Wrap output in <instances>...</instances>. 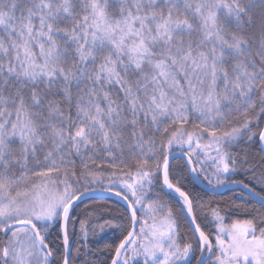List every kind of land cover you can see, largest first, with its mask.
<instances>
[{
    "label": "snow or ice",
    "instance_id": "snow-or-ice-1",
    "mask_svg": "<svg viewBox=\"0 0 264 264\" xmlns=\"http://www.w3.org/2000/svg\"><path fill=\"white\" fill-rule=\"evenodd\" d=\"M0 264H264V0H0Z\"/></svg>",
    "mask_w": 264,
    "mask_h": 264
},
{
    "label": "trees",
    "instance_id": "trees-1",
    "mask_svg": "<svg viewBox=\"0 0 264 264\" xmlns=\"http://www.w3.org/2000/svg\"><path fill=\"white\" fill-rule=\"evenodd\" d=\"M236 219H244V217L243 216H236V215H229L228 220H226V222H231V221L236 220Z\"/></svg>",
    "mask_w": 264,
    "mask_h": 264
}]
</instances>
